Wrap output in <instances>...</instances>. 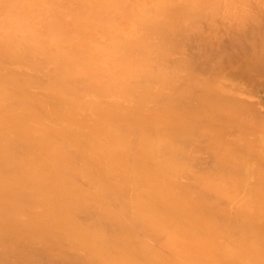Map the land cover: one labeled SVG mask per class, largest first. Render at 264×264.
Returning <instances> with one entry per match:
<instances>
[{"label": "bare ground", "instance_id": "obj_1", "mask_svg": "<svg viewBox=\"0 0 264 264\" xmlns=\"http://www.w3.org/2000/svg\"><path fill=\"white\" fill-rule=\"evenodd\" d=\"M0 264H264V0H0Z\"/></svg>", "mask_w": 264, "mask_h": 264}]
</instances>
